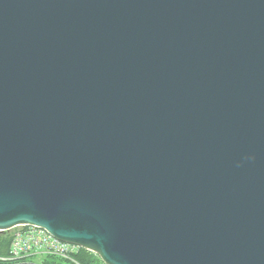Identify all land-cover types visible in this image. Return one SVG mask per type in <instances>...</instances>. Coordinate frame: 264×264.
<instances>
[{
    "label": "water",
    "instance_id": "95a60500",
    "mask_svg": "<svg viewBox=\"0 0 264 264\" xmlns=\"http://www.w3.org/2000/svg\"><path fill=\"white\" fill-rule=\"evenodd\" d=\"M105 264H264V0H0V232Z\"/></svg>",
    "mask_w": 264,
    "mask_h": 264
},
{
    "label": "built area",
    "instance_id": "2783aa9c",
    "mask_svg": "<svg viewBox=\"0 0 264 264\" xmlns=\"http://www.w3.org/2000/svg\"><path fill=\"white\" fill-rule=\"evenodd\" d=\"M15 228L18 229L14 232L9 260L36 258L51 254L64 257V260L71 261V264H82L75 259L76 256L74 257L85 249L80 245L59 240L40 227L22 225ZM32 264L42 263L37 261Z\"/></svg>",
    "mask_w": 264,
    "mask_h": 264
},
{
    "label": "trees",
    "instance_id": "16d2710c",
    "mask_svg": "<svg viewBox=\"0 0 264 264\" xmlns=\"http://www.w3.org/2000/svg\"><path fill=\"white\" fill-rule=\"evenodd\" d=\"M13 232H0V264H32L39 260L35 257L32 258H24V259H14L9 260L10 251L13 244ZM37 260V261H34ZM78 261L82 264H105L100 257L92 256V254L88 252H82V254L78 257ZM42 264H66L62 261L53 260V259H44Z\"/></svg>",
    "mask_w": 264,
    "mask_h": 264
},
{
    "label": "rangeland",
    "instance_id": "374dc122",
    "mask_svg": "<svg viewBox=\"0 0 264 264\" xmlns=\"http://www.w3.org/2000/svg\"><path fill=\"white\" fill-rule=\"evenodd\" d=\"M18 228H14V229H12V230H8L9 232H15L16 230H17ZM88 252V253H90V254H92V256H95V257H98L94 252H92V251H89V250H86V249H82V251L81 252H79L77 255H74V257L76 256V260H78V257L82 254V252ZM73 255V254H72ZM36 259L37 260H39V262L41 261L42 262V260H44V259H53V260H58V261H62V262H64V263H66V264H71L70 262L71 261H69V260H64L65 258L64 257H59V256H56V255H51V254H49V255H42V257H36ZM37 260H34V261H37ZM76 264V263H75Z\"/></svg>",
    "mask_w": 264,
    "mask_h": 264
},
{
    "label": "bare ground",
    "instance_id": "6f19581e",
    "mask_svg": "<svg viewBox=\"0 0 264 264\" xmlns=\"http://www.w3.org/2000/svg\"><path fill=\"white\" fill-rule=\"evenodd\" d=\"M12 230V229H11ZM96 254V253H95ZM97 255V254H96ZM98 256V255H97ZM99 257V256H98ZM102 260V259H101Z\"/></svg>",
    "mask_w": 264,
    "mask_h": 264
}]
</instances>
